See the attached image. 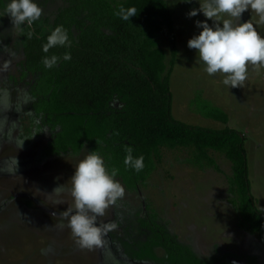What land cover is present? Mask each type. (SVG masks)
Returning a JSON list of instances; mask_svg holds the SVG:
<instances>
[{
	"label": "rangeland",
	"instance_id": "1",
	"mask_svg": "<svg viewBox=\"0 0 264 264\" xmlns=\"http://www.w3.org/2000/svg\"><path fill=\"white\" fill-rule=\"evenodd\" d=\"M7 0H0L2 12ZM43 14L31 28L52 27L67 0H37ZM178 31V58L171 75L173 116L189 125L236 128L245 140L251 193L264 209V68L249 66L243 87L228 88L223 77L207 75L197 64L196 50L187 42L200 29L188 18L199 8L193 0H169ZM246 11L242 20L251 19ZM256 17L252 22L255 24ZM211 24L212 21H209ZM264 34V24L257 29ZM29 28L18 33L8 16H0V90L12 106L0 107V264H264V230L250 234L239 225L229 201L231 163L220 153L210 155L220 167L191 162V148H163L162 162L144 183L125 188V196L105 210L101 220L112 224L103 243L81 249L67 224L64 211H75L69 193L75 165L90 152L51 150L54 124L34 109L37 76L25 70L24 43ZM161 44L169 51L167 37ZM169 53V52H168ZM169 56V54H168ZM31 97L24 103V94ZM119 106V104H115ZM221 108L227 123L201 111ZM66 184V185H65ZM65 185L57 196L55 188ZM64 204L58 205L57 200ZM146 222L150 226H146Z\"/></svg>",
	"mask_w": 264,
	"mask_h": 264
},
{
	"label": "trees",
	"instance_id": "2",
	"mask_svg": "<svg viewBox=\"0 0 264 264\" xmlns=\"http://www.w3.org/2000/svg\"><path fill=\"white\" fill-rule=\"evenodd\" d=\"M67 2L51 29L35 33L29 28L34 35L24 43L25 70L37 76L34 109L58 130L51 150H97L109 169H119L117 177L129 187L148 180L162 162L163 148H191V162L217 170L210 152H218L232 166L229 201L238 212L239 225L250 234L262 233L264 209L256 207L251 193L244 136L229 125L193 126L173 116L170 82L179 49L169 0ZM120 5L135 7L136 16L119 19L113 13ZM58 25L68 30L72 47L54 48L48 55L70 51L72 59L49 70L41 63L42 44ZM162 34L169 51L161 44ZM200 107L211 118L229 121L221 108ZM128 145L134 156L145 158L139 173L124 166Z\"/></svg>",
	"mask_w": 264,
	"mask_h": 264
},
{
	"label": "clouds",
	"instance_id": "3",
	"mask_svg": "<svg viewBox=\"0 0 264 264\" xmlns=\"http://www.w3.org/2000/svg\"><path fill=\"white\" fill-rule=\"evenodd\" d=\"M186 2L192 3L193 0ZM196 2L199 3V8L189 11L188 18L202 14L205 19L195 21V27L200 31L188 40L187 47L196 50L197 64L207 75L219 74L223 77L222 84L230 89L243 87L250 65L264 68V34L257 30L259 25L264 24V0ZM249 10L251 19L240 23L243 14ZM43 11L37 0H7L0 16H8L13 28L22 34L26 28H31L40 20ZM136 13L135 7L120 5L113 14L123 21H129ZM253 16L257 18L255 24L252 22ZM33 35V32L27 33L29 39ZM71 47L72 40L63 25L52 29L46 37V42L42 44V52L45 55L41 63L44 68L51 70L59 66L61 60L72 59L70 51H65L62 56L55 53L48 55L51 49L67 50ZM30 100L31 97L25 93L24 103ZM0 107L5 111L12 108L4 90H0ZM125 152V168L141 172L145 167L144 156H134L131 145L126 146ZM74 168L68 191L74 200L75 211L70 208L64 211L67 224H61L60 227L70 229L81 249H92L102 245L103 237L114 227L104 223L101 218L109 206L115 205L125 196V188L116 179L119 169H109L104 157L97 150L87 152ZM65 185L55 188L53 193L60 196L65 191ZM56 203L62 205L64 201L58 199Z\"/></svg>",
	"mask_w": 264,
	"mask_h": 264
}]
</instances>
